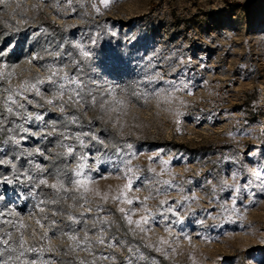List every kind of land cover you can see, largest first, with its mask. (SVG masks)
Instances as JSON below:
<instances>
[{"label": "rangeland", "instance_id": "obj_1", "mask_svg": "<svg viewBox=\"0 0 264 264\" xmlns=\"http://www.w3.org/2000/svg\"><path fill=\"white\" fill-rule=\"evenodd\" d=\"M0 264H264V0H0Z\"/></svg>", "mask_w": 264, "mask_h": 264}, {"label": "trees", "instance_id": "obj_2", "mask_svg": "<svg viewBox=\"0 0 264 264\" xmlns=\"http://www.w3.org/2000/svg\"><path fill=\"white\" fill-rule=\"evenodd\" d=\"M42 25L46 27V29L56 38L62 39L65 34H67L68 30L64 29L63 27L57 25L56 23L50 21L47 18H44L42 21Z\"/></svg>", "mask_w": 264, "mask_h": 264}]
</instances>
